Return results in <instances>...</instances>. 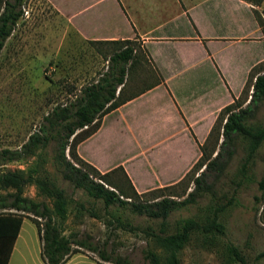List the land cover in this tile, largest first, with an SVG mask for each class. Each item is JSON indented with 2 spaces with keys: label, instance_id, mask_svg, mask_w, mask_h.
<instances>
[{
  "label": "crops",
  "instance_id": "1",
  "mask_svg": "<svg viewBox=\"0 0 264 264\" xmlns=\"http://www.w3.org/2000/svg\"><path fill=\"white\" fill-rule=\"evenodd\" d=\"M46 2L57 13L63 47L72 41L75 46L140 43L135 48L146 61L134 68L124 90L137 95L104 115L98 129L76 147L77 155L100 173L121 167L138 194L178 183L201 156L199 147L220 111L241 96L259 66L264 68V34L252 13L259 7L244 0ZM109 124L108 134L129 151L101 168L80 149ZM23 221L7 264L14 259L26 264L17 250L19 240L20 247L26 245Z\"/></svg>",
  "mask_w": 264,
  "mask_h": 264
},
{
  "label": "trees",
  "instance_id": "2",
  "mask_svg": "<svg viewBox=\"0 0 264 264\" xmlns=\"http://www.w3.org/2000/svg\"><path fill=\"white\" fill-rule=\"evenodd\" d=\"M22 1L0 0V51L22 16ZM244 1L256 7L262 2ZM252 13L264 34V10L259 12L253 9ZM90 45L107 62L105 71L81 88L75 100L57 105L47 113L38 128L18 148L0 149V192L9 191L0 194V264L8 263L24 219L17 214H4V210H14L43 219L42 223L31 221L37 230L40 257L44 264H65L81 250L97 253L106 263L131 264L127 258L106 255L91 243L63 235L60 226L67 217L69 200L51 179L48 166L58 171L75 188L84 190L95 200H101L105 208L113 205L129 206L134 214L159 220L157 230L150 226L142 230L152 245L143 251L144 264H180L179 253L193 236H200L203 243H206L224 234V225L219 221V216L236 204V189L224 203H220L213 184L206 182L209 173L217 172L222 176L237 144L241 143L244 145V159L238 171L244 178L264 143V124L253 121L256 111L264 102V68L259 66L258 75L254 77L252 73L249 76L241 96L220 111L206 141L199 147L201 156L178 183L138 194L121 167L100 173L77 155L76 147L98 129L104 115L137 95L135 92L127 95L124 90L131 80L134 68L141 65V59L146 60L142 52L129 41L90 42ZM154 81L159 83L160 80ZM245 90L248 94L243 98ZM48 149H52L50 157L47 156ZM31 158V164L24 170L5 169L11 162H27ZM191 184L193 190L186 193ZM26 185H33L36 194L49 200L51 207L26 198L23 195ZM236 186L239 187L240 184L237 183ZM179 187L181 193L177 195L175 189ZM257 187L264 200V175ZM204 194L214 200L209 215L203 220L182 219L176 223L175 231L168 233L167 219L170 213L193 203ZM262 210L264 212V206ZM111 219L108 223L115 228L127 231L136 229L118 217ZM227 251L232 259L245 263L236 248L229 246Z\"/></svg>",
  "mask_w": 264,
  "mask_h": 264
},
{
  "label": "rangeland",
  "instance_id": "3",
  "mask_svg": "<svg viewBox=\"0 0 264 264\" xmlns=\"http://www.w3.org/2000/svg\"><path fill=\"white\" fill-rule=\"evenodd\" d=\"M262 10L264 0L258 8L259 12ZM21 12L22 16L0 51V149L18 148L38 128L47 113L57 105L75 100L81 88L106 69L104 57L90 44L75 46L72 41L70 47L60 45L57 13L46 0H23ZM129 43L135 47L140 45L134 39ZM246 94L247 90L243 98ZM253 121L264 124V102L256 111ZM110 127V124L107 125L98 138L87 142L80 149L82 155L95 161L101 168L111 166L129 151L126 145L116 142L108 134L107 129ZM51 152L52 149L47 150L48 157ZM243 159L244 145L238 143L223 175L211 172L206 178L208 184H213L220 203H224L236 189V204L219 216V221L224 225V234L206 243H203L200 236H193L179 253L180 264H241L230 257L227 251L229 246L237 249L244 264H264V200L257 187L264 175V143L244 178L238 171ZM32 160L11 162L5 169L24 170ZM47 169L51 179L69 200L67 217L60 226L64 236H74L91 243L106 255L127 258L131 264H144L143 251L152 245L142 230L148 226L157 230L159 220L134 214L129 206L113 205L105 208L101 200H95L84 190L75 188L54 168L48 166ZM166 176L170 174L166 173ZM180 188L175 189L177 195L181 193ZM191 190L192 184L186 193ZM23 195L51 207L49 200L36 194L33 185H26ZM213 205L214 200L204 194L193 203L173 210L167 219L168 233H173L176 223L182 219L203 220ZM2 213L17 214L24 218L21 236L26 245L20 247L21 240L17 244L18 252L24 254V260L20 259V262L42 264L40 241L31 220L42 223L43 219L14 210H4ZM113 217H118L136 229L127 231L115 228L108 223ZM18 252L15 255L17 261ZM15 262L14 259L11 264ZM66 264L110 263L102 261L97 253L81 250Z\"/></svg>",
  "mask_w": 264,
  "mask_h": 264
}]
</instances>
